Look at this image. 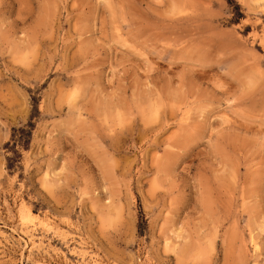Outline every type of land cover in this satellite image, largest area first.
Returning a JSON list of instances; mask_svg holds the SVG:
<instances>
[{
  "label": "rangeland",
  "instance_id": "1",
  "mask_svg": "<svg viewBox=\"0 0 264 264\" xmlns=\"http://www.w3.org/2000/svg\"><path fill=\"white\" fill-rule=\"evenodd\" d=\"M0 264H264V0H0Z\"/></svg>",
  "mask_w": 264,
  "mask_h": 264
},
{
  "label": "trees",
  "instance_id": "2",
  "mask_svg": "<svg viewBox=\"0 0 264 264\" xmlns=\"http://www.w3.org/2000/svg\"><path fill=\"white\" fill-rule=\"evenodd\" d=\"M32 101H33V108H32V112H31V115H30V119L36 112H38L37 111V101H36V99L32 98ZM32 124L33 123H31L29 121L27 126L30 127V126H32ZM30 129L31 128L27 129V127H21V128H18V129H13L12 139H13L14 144L15 145L16 144L24 145L25 141H27V139H25V137L28 136L30 134V132H31ZM14 133H19V138H14ZM139 228H140V223H139Z\"/></svg>",
  "mask_w": 264,
  "mask_h": 264
},
{
  "label": "bare ground",
  "instance_id": "3",
  "mask_svg": "<svg viewBox=\"0 0 264 264\" xmlns=\"http://www.w3.org/2000/svg\"><path fill=\"white\" fill-rule=\"evenodd\" d=\"M23 213H24V212H23ZM19 214H20V212H19ZM27 214H28V213H27ZM27 214H26V213H24V216H23V217L25 218V216H26ZM23 217H22V218H23ZM28 218H29V215H28Z\"/></svg>",
  "mask_w": 264,
  "mask_h": 264
}]
</instances>
